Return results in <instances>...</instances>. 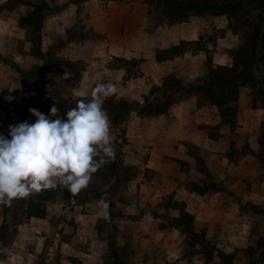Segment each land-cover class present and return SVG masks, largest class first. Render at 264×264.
<instances>
[{"label": "rangeland", "instance_id": "1", "mask_svg": "<svg viewBox=\"0 0 264 264\" xmlns=\"http://www.w3.org/2000/svg\"><path fill=\"white\" fill-rule=\"evenodd\" d=\"M5 1L0 0V5ZM108 1L100 0L102 7L107 8L105 16L109 9ZM111 1L123 3L130 0ZM210 1L217 2L218 6L230 2L228 7H223L228 11L190 12L186 21L198 25L199 35L190 41L189 49L180 55L185 52L196 55L202 50V54L210 56L211 60L215 56L216 61H212L214 65L220 60L234 64L236 59H248L253 40L257 39L256 27L260 28V32L264 31V0ZM68 3L67 0H27L26 4L18 8L17 13H13V10L11 14L0 16V134L8 136L10 124L25 120L34 123L36 117L28 111L29 108H36L48 115L54 104L60 110L64 104L68 111L76 107L79 99H90L91 91L97 83H113L117 88L116 93L111 96L113 99L127 100L130 104L133 101L138 102V105H131L133 109L120 124L112 123L108 117L115 154L119 153L123 159L125 177L117 182L112 180L103 183L93 191L87 190L79 203L73 200L71 195L68 198L61 196L47 200L45 201L47 213L44 218H22L14 225L3 218L0 206V264H72V258L78 260L73 264H105L108 259L105 238L109 235H112L120 245L124 242L130 244L134 251L132 264H143L144 261L146 264H183L177 255L170 258L172 251H175V254L182 251L188 264H205L204 254L196 253L199 245L193 244L197 239L186 231L172 226L171 219L178 214L175 202L186 207L185 201H177L174 198L176 190L180 187L201 193L200 195L206 191L214 197L215 207L225 206L231 211V215L233 212L240 214V218L232 219L221 216L219 221H209L213 222V225L209 223V226L205 227L209 233L206 237L207 245H212L216 249L209 264L222 262L218 252L229 259L230 263L225 264H248L251 259L247 251L254 247L255 236L264 232V226L260 227L264 223V216L254 213V209L261 206L264 208V156L259 155V147L256 151L241 156L250 149V144L256 143V135L261 127L258 111L254 114L248 113V108L258 106L256 100L254 101L256 99L254 93L262 92L261 82H257L260 66L256 61H252L247 67L236 62L239 64L238 72L251 73V79L242 77L243 80L238 82L240 85L238 89L240 92H250L249 99L253 105L248 99L237 102V108L239 105V110L243 111L246 128L251 131L244 133L241 130L243 134L239 132L237 133L239 136L233 137V147L226 156L228 162L220 164L213 160L216 164H213L210 170L208 167L204 169L192 154L195 150L193 145L183 141L189 152L186 160L177 159L171 163L168 161L164 171L148 169L144 166L148 150L146 147L133 145L132 140L129 141L128 120L131 116L136 117V123L130 126L131 138L135 137L140 142L144 139L149 143L156 136L154 124L158 121L143 128L137 120L141 117L149 121L150 116H160L157 112H161L168 104L169 97L179 101L183 97L196 96L199 106L209 104L195 91L207 77L206 59L201 66L194 60L186 62L187 64L181 63L179 66L183 69L181 77H176L181 86L173 91H166L154 89L162 82L155 85L146 77L139 80L134 77L135 74L137 76L139 72L141 73V58H136L139 60L138 66L130 63L127 68L114 67L121 65L117 61L120 57H116L110 51L111 44L108 43L101 46L100 55L99 52L95 56L88 53L86 57L87 54L82 49L78 50L80 53L78 59L70 60L56 55L57 52L61 53L64 47L71 46L74 41L80 46L78 41L81 43L85 39L90 42L98 41L106 36L105 32L101 34L92 31L84 17H79L81 7L73 14L74 19H70L72 11ZM146 7L148 10L147 3ZM149 8L148 17L151 24L147 28L163 25V22L171 25L163 12L161 0H154ZM22 13L24 16L20 19V28L17 21L18 14ZM54 13L59 14L54 17ZM257 14L263 19L261 25ZM178 23L180 22H173L172 25ZM43 24L45 30L42 28ZM104 24L107 25L106 22ZM32 42L35 45L32 46ZM42 42L45 43L44 53L47 55L46 71L36 68L37 66L42 68L44 65L41 58L31 57L32 49ZM90 64L93 66L89 67ZM188 64L198 66V73L189 74ZM115 69L122 71L116 72ZM109 106L106 105L105 99L103 103L105 112ZM254 111L255 109L252 112ZM65 114L61 112L58 115L65 118ZM238 139L244 140V143L236 144ZM148 145L150 144L146 146ZM238 163L242 165L239 169L246 172L240 178ZM233 171L235 174L229 173ZM208 197L209 195L204 196ZM102 199L108 205L107 219L99 207ZM166 203L175 209H166L164 207ZM197 204L194 201L190 202V206L196 209ZM18 205L15 206L16 213L20 212ZM201 220L197 219V226H203L200 224ZM226 222L231 224V230L228 229ZM251 225L258 227L255 236L250 234ZM131 233H135L136 236L130 237ZM165 237L172 243L167 244ZM182 243L185 244L184 248Z\"/></svg>", "mask_w": 264, "mask_h": 264}, {"label": "crops", "instance_id": "2", "mask_svg": "<svg viewBox=\"0 0 264 264\" xmlns=\"http://www.w3.org/2000/svg\"><path fill=\"white\" fill-rule=\"evenodd\" d=\"M67 2H69L68 6L70 7V11H72L70 19H74L73 14L76 13V9L78 7H81L79 17H84L87 26L92 31L101 34L105 32L106 36L102 40L98 41L90 42L87 39H85L82 43L81 41H78L80 46L76 45L77 43L75 44L74 41L72 44H70L71 46L64 47L61 53L57 52L56 55L68 58L70 60L78 59L80 57V53H78V50L80 51V49H82L83 52L87 54L86 57H88V53L91 56H95L97 52H99L100 55L101 46L108 43V45L111 44L109 48L110 51H112L116 57H123L126 59H130L131 57L137 59L141 58L142 60L140 61V71L142 75L136 77V79L139 80L141 77H146L155 85H159L162 82V79L168 74H173L175 77L180 78V74H182L181 70H183L182 68H179L181 63H190V61L194 60L196 63L199 62L201 66L206 59L205 54H202V50H199V53L196 55H192L191 53L187 54V52H185L183 55H177L170 59L157 61L155 59V51L157 49L161 50L168 48L172 45L178 44L182 40L192 41L198 38V25L196 23H191L188 21H182L175 25H172V23L171 25H168L167 22H163V25H156L154 27L147 28L151 24V20L148 17L146 3L143 0H130L123 3H117L109 0L107 3L109 9L106 16L104 15V13L107 11V8L102 7L100 0H83L77 4L73 1L70 2L69 0H67ZM26 3L27 0H24V3L22 5L15 8L14 11L12 10L13 13L16 12L18 8L20 9V7H22ZM9 13L11 14L12 12ZM7 14L2 15L1 17L6 16ZM58 14L59 13H54L53 16L57 17ZM20 15L22 16L19 18ZM23 16V13L18 14L17 24L19 27L20 19ZM102 20H104V22ZM49 21H51V19H49ZM105 22L107 23V25H109V27L104 24ZM42 28L45 30V24H43ZM43 41H45V38H43ZM43 45H45L44 42L41 43L42 52L45 51ZM105 47L107 50V46ZM215 59L216 58L214 56V59L212 61L215 62ZM217 63L227 66L232 65V63H225L223 60H220V62ZM92 66L93 64L89 65V67ZM188 67L189 68L187 72L189 74L192 75L193 73H198V66L195 67L191 64H188ZM115 71L121 73L122 70L115 69ZM243 93H245V95H243ZM249 94L250 92L247 93L241 91L238 100L248 99V101L250 102ZM254 101L258 103V106H252L251 108H248V113L254 114L257 113L256 111H258V118L261 119V127L256 135V143H254V145L253 143L252 145L250 144V149H247V151L242 153L241 156H245L247 153L252 152L253 150L256 151V148L259 147L258 137L262 132V123L264 122V108H262L261 104H259V99L256 98L254 99ZM197 102L198 98L196 96H187L185 98L183 97L179 101H175L174 103H172V105L167 109L166 113L160 114V116L157 117L150 116V122L147 121L148 119L139 117L137 123H139V125L143 128L148 124L158 121L157 124H154L156 125L155 129L158 134L156 133V136L153 138L154 140L150 141L149 143L147 141H144V139L142 140V142H140L135 137L131 138L132 127L130 126L133 123H136V117L131 116L130 120H128L127 135L129 137V141H133V145H140L146 147V149L148 150V155L146 156V159L144 161V166L146 168L164 171L165 167L167 166L166 163L168 161L169 163H171L172 161L177 159L186 160L189 157V152L186 150V147L183 143V141H185L198 147L199 152L205 162L206 168L208 167V169L210 170V167L213 164H216L213 162V160H216L217 163L220 164H225L226 162H228L226 156L229 155L231 149L230 142L232 134L233 137H236L239 136V134H243L242 132H240L241 130L244 131V133H246V131H251L246 128V123L243 120V111L239 110V105L237 108L238 125L234 131H231L229 126L222 122V118L218 112V108L216 107V105L205 104L199 106ZM251 105L253 104L251 103ZM254 109L255 111L252 112ZM237 143L242 144L244 143V140L238 139L236 141V144ZM147 144L150 145H148L147 147ZM239 166L242 165L240 163L237 164L238 175L240 178L246 172L244 170H240ZM229 173L235 174L234 171L232 173ZM231 180L232 179L230 178V181ZM251 189H253V186ZM204 192L205 193H203V195H200L201 193H197L193 190H187L180 187L176 190L174 198L177 201H185L186 207H184V209L194 216L195 222L197 221V219H202L200 221V224L204 227H208L209 223L210 225H213V222L219 221L221 216L223 218L227 217V219H232V217L240 218V214H236L233 212L234 216L231 215V211H228L225 206L215 207L213 205L214 197H212V194H209L206 191ZM205 195H209V199L204 198ZM191 201L198 203L197 209L194 206H190ZM198 205L200 207H198ZM177 215L178 214H176L175 216ZM226 225L228 229L232 227L229 222H226ZM207 232L206 237L209 236V233ZM135 236V233H131L130 235V237ZM165 238L167 240V244L170 242L172 243L169 238ZM183 240L184 239H182V241ZM184 245L185 244L182 243L183 248ZM134 248L136 247L134 246ZM181 252H178L177 254H175V251L170 252V258H173V256L177 255V257L181 258L180 263L188 264L187 260H185L184 258L183 252ZM193 257L197 256L193 255Z\"/></svg>", "mask_w": 264, "mask_h": 264}, {"label": "trees", "instance_id": "3", "mask_svg": "<svg viewBox=\"0 0 264 264\" xmlns=\"http://www.w3.org/2000/svg\"><path fill=\"white\" fill-rule=\"evenodd\" d=\"M83 0H76L73 2L79 3ZM148 4L147 14L149 15L150 8L149 5L154 3V0H143ZM225 1H237V0H225ZM164 6V14L168 18L169 22H182L186 21L189 13H201L205 10H209L213 13H225L227 12L223 7H228L230 2H226L224 6L216 5L217 2H211L210 0H161ZM24 3V0H6L0 5V16L5 15L15 8L19 7ZM229 13V12H228ZM257 19L261 25L263 19L261 15L257 14ZM260 28L256 27L255 33L257 39L253 40L252 51L249 53V58L245 60H235L234 64L227 65H214L212 64V60L210 56H206L205 67L207 69V77L199 84L195 91L202 96V99L209 104H214L218 108V112L222 118V122L227 124L231 131H234L237 127V102L239 91V84L244 77V79H251V73L247 74L245 71L238 72V63H243V67H247L250 63L255 62L260 66L258 68V83L261 82V91L254 93L255 97L260 100L261 107L264 108V31L260 32ZM38 39V38H37ZM38 43V42H37ZM35 45L32 42V46ZM190 46V41L182 40L176 45H172L165 49H157L155 51V59L157 61H163L166 59H170L171 57L180 55L185 50H188ZM31 55L34 57L41 58L44 62L42 68H38L39 70L46 71L47 68V55L42 52L41 44H37L34 49L31 51ZM117 61L121 64L119 66L114 67H123L127 68L128 64H132L133 66H138L139 60L136 58H118ZM35 67V66H34ZM247 69V68H246ZM138 75H141L139 72ZM137 75V76H138ZM136 74L134 77H137ZM181 86L179 80L173 75L168 74L163 78L162 84L160 86L154 87L157 90H166L173 91L175 88H179ZM214 86H217L214 88ZM192 91V90H191ZM202 93V94H201ZM181 98V97H180ZM179 98V99H180ZM177 100H172L170 97L168 98V104L164 106L161 112H157L159 114L166 113L167 109ZM110 105L107 108L106 113L110 118L111 122L114 124H120L122 121L126 119L128 114L130 113L132 108V104L138 105L137 101L131 102V104L127 100H115L112 97L106 99V105ZM66 105H61V110L59 109V113H66ZM138 109V108H137ZM136 109V110H137ZM116 111H118L116 113ZM259 141V155L264 156V122L262 123V132L258 137ZM230 147H233V134L231 136ZM195 149L192 154H194L195 159H198L201 165L206 169L205 162L202 158V155L199 152L198 147L193 145ZM126 169L124 168L123 159L119 153L115 154V159L110 163L105 164L101 167L96 173L93 174L92 180L88 187L81 190L77 194H70L69 191L64 189L63 187H57L56 189H46L42 190L39 193L30 194L27 198H19L14 199L12 201L11 206H2V214L4 219H8L12 222V224H17L20 222L22 218H44L46 216L47 210L45 207V201L52 200L56 197H69L71 195L72 199L79 203L81 201V197L85 196V192L87 190L93 191L102 186L103 183H107L108 181H119V179L124 178ZM101 181V183H100ZM104 181V182H103ZM108 200V199H107ZM106 200V201H107ZM176 209H178V215L171 219L172 226L186 231L190 236L194 239L193 244H198L199 248L196 253L204 254L205 264H209L212 262L213 253L216 250L214 246L207 245L208 242L206 240V228L204 226H197L194 216L187 212L184 209V206L175 202ZM19 204L20 212L16 213L15 206ZM169 203L164 204L166 209L174 208ZM254 213L262 214L264 216V208L259 207L258 209H254ZM264 226V223L261 224L260 227ZM1 229V225H0ZM250 234L253 236L255 231L258 230V227L251 225ZM264 232L261 235L255 236V244L253 248H250L247 253H249V259L251 261L248 264H264ZM107 250H108V259L105 261V264H132L131 260L132 255L134 254L133 249L131 248L129 243L124 242V244L120 245L116 242L115 238L112 235L107 236ZM259 250L260 252H258ZM218 257L222 259V262H216L214 264H225L229 262L227 257L218 252ZM76 258H72V264L77 262ZM147 262H143L146 264ZM230 263V262H229ZM76 264V263H75Z\"/></svg>", "mask_w": 264, "mask_h": 264}, {"label": "clouds", "instance_id": "4", "mask_svg": "<svg viewBox=\"0 0 264 264\" xmlns=\"http://www.w3.org/2000/svg\"><path fill=\"white\" fill-rule=\"evenodd\" d=\"M117 91L113 83H97L91 98H81L61 118L54 104L45 115L8 126L0 134V206L46 189L63 187L77 194L88 187L92 176L115 159L110 121L103 109L105 99ZM57 117L52 119L51 117ZM105 219L108 205L99 202Z\"/></svg>", "mask_w": 264, "mask_h": 264}]
</instances>
